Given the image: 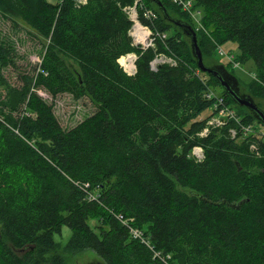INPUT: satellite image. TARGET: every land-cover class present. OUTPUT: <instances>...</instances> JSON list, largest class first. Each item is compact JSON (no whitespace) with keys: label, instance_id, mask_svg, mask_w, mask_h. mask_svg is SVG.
I'll return each instance as SVG.
<instances>
[{"label":"trees","instance_id":"16d2710c","mask_svg":"<svg viewBox=\"0 0 264 264\" xmlns=\"http://www.w3.org/2000/svg\"><path fill=\"white\" fill-rule=\"evenodd\" d=\"M159 1L196 31L203 58L236 42L235 63L256 66L242 93L264 98V0H190L200 24L173 0ZM134 5L153 33L146 49L129 34L125 9ZM0 15L22 18L49 41L15 85L5 74L16 67L14 48L0 37V264H65L54 239L64 225L68 248L91 249L105 264H264V125L198 68L190 38L157 3L0 0ZM133 52L129 74L124 59ZM158 55L175 65L152 69ZM211 87L240 122L200 138L214 114L201 118L216 102ZM39 91L88 97L96 110L64 128Z\"/></svg>","mask_w":264,"mask_h":264},{"label":"rangeland","instance_id":"374dc122","mask_svg":"<svg viewBox=\"0 0 264 264\" xmlns=\"http://www.w3.org/2000/svg\"><path fill=\"white\" fill-rule=\"evenodd\" d=\"M133 11L134 8L133 10L131 9L130 11H127V14L131 21ZM194 17L198 21H200L202 18V14L198 11H194ZM138 22L144 27L147 39L144 43H137L135 37L131 34L132 27L135 24V21H132L133 24L131 26L129 34L132 38L133 46L141 49H146L148 47L153 46L154 39L152 30L142 24L141 21L138 20ZM0 37L4 40V42L7 41L8 44L13 46V55L15 56L16 61V67L7 68V70H5V74L12 84L21 85L22 82L18 77L19 72H32L35 67L39 65L46 51V47L49 44V41L39 36L32 28H30L23 21L22 18L18 17L12 20L4 18L1 15ZM151 38L153 39V41ZM151 43L152 45H150ZM188 43L190 44L189 40ZM146 45L150 46L144 48L143 46ZM239 52L240 50L236 42L231 40L226 41L221 46L217 45V53L215 55L204 57L205 64L210 67L212 65L218 64L226 68L227 71L232 73L239 81L240 88L243 90L241 92H246V87L255 79L256 66L254 61L251 59L241 64L235 63V61H237L238 59ZM129 55H134L133 67H131L129 64ZM60 56L75 69L78 68L77 64L72 59H70L69 56L65 55L64 53H60ZM132 58L133 56H130V59ZM136 60L137 54L135 52L125 55V66L123 65V68L127 73H135ZM154 60H156L154 68H157L158 65L163 63L175 65L174 60L165 55H158ZM211 90L216 95H220L222 92L221 88L219 87H211ZM39 94H41L45 99H47L48 102L54 103L55 113L64 128H71L77 125L87 116L93 114L96 110V105L88 97H84L82 99H75L70 94H63L57 96L56 98H52V96H50L44 91H39ZM254 101L260 104V108L264 110V98L254 97ZM233 110L235 109L233 108ZM211 112L212 108L205 111L203 115H201V118ZM212 117L213 118H211L209 122H207L206 127L200 133H198V136L200 138L209 137L212 132L219 133V131L228 124V122H226V124H219V120L217 118L215 119L214 115ZM196 147L204 153V148L202 146L198 145ZM91 224H94L93 221L91 222ZM71 235V229L68 226L64 225L62 227L61 233L55 234L54 236V239L57 242L56 253H59L63 257L65 264H105L104 260L91 249L75 251L68 248L67 244Z\"/></svg>","mask_w":264,"mask_h":264},{"label":"water","instance_id":"95a60500","mask_svg":"<svg viewBox=\"0 0 264 264\" xmlns=\"http://www.w3.org/2000/svg\"><path fill=\"white\" fill-rule=\"evenodd\" d=\"M150 1L157 3L162 13L164 14V17L167 20L171 21L174 25L178 26L183 31V33L190 38L192 53L196 59L198 68L202 72L216 78L220 85L225 89V91L230 95V97L237 105L244 106L249 109L253 113L255 118L264 125V111L258 106V104L250 95L241 92L239 82L236 77L230 74L223 66L208 67L205 65L203 53L198 44L197 34L192 26L180 20L171 18L168 15L166 8L159 0Z\"/></svg>","mask_w":264,"mask_h":264},{"label":"built area","instance_id":"2783aa9c","mask_svg":"<svg viewBox=\"0 0 264 264\" xmlns=\"http://www.w3.org/2000/svg\"><path fill=\"white\" fill-rule=\"evenodd\" d=\"M76 2L79 3V4H83V3L86 2V0H76ZM174 2L178 3L179 5H181L184 10L190 12L191 15H192V17L196 20V22L198 24H200V21H198L194 17V11L191 10L192 2L190 0H187V1H184V0H174ZM136 4H137V2H136ZM133 8H134V11H133V15H132V21L133 22L135 21V23H136V21H138V20L140 21L139 15H138V10L136 8V5H134L132 7H128L125 10L127 12V11H130L131 9L133 10ZM143 15L146 18H152V17H155L156 16L150 10H145L144 13H143ZM163 36H165V35H163ZM153 39H152V41H153ZM139 43H141V42H139ZM152 43L150 45H152ZM150 45H146V46H143V47L145 48V47H148ZM155 62H156V60H154L151 63L152 69H154V70L156 69V68H154ZM212 96H215L216 97V102H215V104L212 107V111L214 112V114H213L215 116L214 118L215 119L217 118L219 120L218 121L219 124H221V123L222 124H226V122H228L229 120H235L237 123L240 122V119L237 116L236 111L233 110L232 106L226 104V102H225V100H224L223 97H221L219 95H216V94H214L212 92L208 94V97H212ZM243 130H244L245 133H250V132L251 133H256V131L254 130V128H252V126L243 127ZM258 131L260 132V135L264 137V127L260 126V129L257 130V132ZM230 132H231L232 136L235 137L236 136V133H237V130L235 128H233V129L230 130ZM251 148L254 149V150H256L255 145H252ZM193 156L196 157L197 160H201L204 157V153L200 149H198L197 147H194V149H193ZM132 233H133V235L135 237H140L141 236L140 231L137 230V229H132Z\"/></svg>","mask_w":264,"mask_h":264},{"label":"bare ground","instance_id":"6f19581e","mask_svg":"<svg viewBox=\"0 0 264 264\" xmlns=\"http://www.w3.org/2000/svg\"><path fill=\"white\" fill-rule=\"evenodd\" d=\"M132 35L135 37L137 42H146V32L144 27L138 22L136 21V23L134 24V26L132 27ZM129 55V64L131 67H133V63H134V57L132 59H130Z\"/></svg>","mask_w":264,"mask_h":264}]
</instances>
